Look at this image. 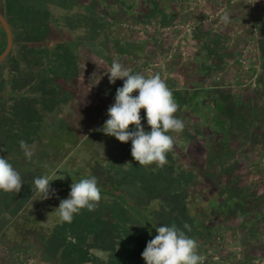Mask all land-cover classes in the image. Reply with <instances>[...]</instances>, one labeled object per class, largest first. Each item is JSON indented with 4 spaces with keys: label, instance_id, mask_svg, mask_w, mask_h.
<instances>
[{
    "label": "rangeland",
    "instance_id": "1",
    "mask_svg": "<svg viewBox=\"0 0 264 264\" xmlns=\"http://www.w3.org/2000/svg\"><path fill=\"white\" fill-rule=\"evenodd\" d=\"M252 2H26L38 4V9L47 13L39 10L23 17L28 27L18 36L21 43L12 52L14 58L9 65L0 64V128L6 129L4 124L9 122L13 125L5 131L7 136L0 138V144L21 137L34 145V155L28 160L19 149L17 157L26 161L24 166L29 171L12 163L24 184L19 193L0 191V206L4 225L13 217L19 220L32 215L35 232L27 231L30 240L23 244L2 237L0 231V264H50V258L54 264H65L71 253L69 247L75 249L78 243L86 244L81 251L89 264H145L141 254L147 242L158 234L156 227L175 224L183 229L185 223L191 231L183 230L198 242L200 255H206L208 250L218 253V259L208 255L206 264H264V207L259 219L246 224L235 215L231 201L234 182L264 195L260 133L264 131V97L259 92L264 74V0L254 5ZM57 15L63 37L75 44L79 55L78 64H74L79 67L62 68L68 78L60 81L43 75L46 54L42 58L35 47L43 33L32 28L43 23L47 26V20ZM25 48L26 53L21 55L20 50ZM114 58L133 72L145 76L159 73L172 93L178 91L183 96L175 115L184 121L185 129L170 133L176 144L162 169L139 166L131 155V141L120 142L97 131L109 118L107 113L82 139L81 128L66 130L69 136L65 144H60V152L49 141L53 138L59 143V122L70 119L73 113L69 96L73 79L69 76L76 68L80 78H85L82 72H86L94 79L110 105L115 102L123 80L110 83L103 69L110 67ZM54 89L57 93L52 95ZM195 91L197 96L193 95ZM137 94L138 90L133 93ZM214 95L230 108L226 127L215 123L219 115ZM240 114L253 121L247 130L236 119ZM141 117L145 130L150 131L143 108ZM85 120L88 123V117ZM19 126L24 132L18 130ZM225 142L224 154L218 159L216 154ZM63 146L64 150L69 147L70 153L58 163ZM43 151L49 153L46 160L41 156ZM45 174L60 178L51 182L55 195L35 200L33 179ZM91 176L97 178L102 195L96 210L82 209L71 223L59 222L54 210L61 199L68 198L73 180ZM17 229L10 234L20 235L15 233Z\"/></svg>",
    "mask_w": 264,
    "mask_h": 264
},
{
    "label": "clouds",
    "instance_id": "2",
    "mask_svg": "<svg viewBox=\"0 0 264 264\" xmlns=\"http://www.w3.org/2000/svg\"><path fill=\"white\" fill-rule=\"evenodd\" d=\"M256 2L253 0L250 4ZM224 20L228 22V17L225 16ZM103 69L110 83L115 84L117 79H121L123 85L117 89L115 102L107 109L109 118L97 131L114 136L120 142L131 141V155L139 166L164 168L168 163L167 154L173 151L176 144L175 137L170 133H182L185 129L184 121L175 115L179 105L172 91L159 73L145 76L133 72L115 58L110 67ZM137 90L138 94L133 95ZM142 108L145 109L150 131H146L142 125ZM133 125L134 130H130ZM19 145L24 156L31 160L34 145L24 140H20ZM56 179L48 174L34 177L31 191L35 200H46L55 195L56 190L52 188L51 182ZM23 184L20 172L7 158L0 156V191L19 193ZM70 188L68 198L61 199L54 210L61 223H71L74 215L82 209L95 211L102 199L95 176L78 182L73 180ZM183 229L191 231V226L185 223ZM183 229L175 224L156 227L158 234L147 242L141 254L145 264H204V257L198 253V242L186 235Z\"/></svg>",
    "mask_w": 264,
    "mask_h": 264
},
{
    "label": "trees",
    "instance_id": "3",
    "mask_svg": "<svg viewBox=\"0 0 264 264\" xmlns=\"http://www.w3.org/2000/svg\"><path fill=\"white\" fill-rule=\"evenodd\" d=\"M27 1L29 2L31 0H13L10 1L8 5L10 21L12 23L13 33L16 38L13 50L17 48V45H19V43H21L18 37L19 34L21 32H24L25 29H27L28 27L27 19L24 20L23 17L26 18L28 13L32 14L35 11L38 12L39 10L41 11V13L44 14L47 13L45 10L38 9L39 7L38 4L26 5ZM59 17L60 16L57 15V17H54V20H47L46 22L47 26L45 23H43L38 27L37 26L32 27L33 30L37 32L39 30L42 31L43 35L41 36L40 40L39 39L36 40L37 44L33 42L34 39L31 40L32 43L35 44V47L37 46V50L41 52L42 58L46 54V56H44L45 59L42 60V64L46 66L45 67L46 71L43 73V75L44 76L51 75V79L53 76L54 79H57L58 81H60L63 78H64L63 80H65L67 77L65 76L67 75V73L65 74V71H63L64 69L62 68H65V66H69L73 70L74 66H76L74 64H78L77 62H79V60H77L79 56L77 55L78 54L77 47L74 46L75 45L74 43L73 45L69 44V42L71 41L66 40L63 37V28L61 27ZM28 41L29 40H27L26 42ZM5 44L6 41L3 42L2 48H0V52L4 49ZM25 50L26 48L23 49L22 53L24 52L26 53ZM261 51L264 60V41H262L261 43ZM12 52L8 56V60L11 62L12 59L14 58L13 56L11 57ZM41 56H40V61H41ZM71 61L73 62V64L71 63ZM15 64L17 63L15 62ZM30 64L32 63L30 62ZM76 67H79V65H77ZM76 70L78 69L76 68L74 73H72L71 76H69V78L71 77L73 79V81L69 84L72 87L70 89L69 96L72 98L71 107L73 113L70 119H66L64 121L59 122V128L57 129L59 132L57 133L58 135L56 137L58 138L59 143L58 144L55 143L53 138L49 140L53 145H55L56 150L57 151L59 150L58 152H60L61 150L60 144L63 142L65 144L64 140H66L67 137L69 136L68 134L69 132H66V130H69L70 128L76 129L77 127L81 128L82 129L81 139H82L94 128V126L98 123V121L103 116H105V114L107 113L108 105H110L109 99L105 95V92L100 90V88L95 83L94 79L88 76L86 72H82V74H84L83 76H85V78L82 79L79 77L80 72ZM259 92L260 95L264 97V74L261 76V79L259 81ZM56 93H57L56 89H54L52 95H55ZM197 93L198 92L195 91L193 92V95L195 94V96H197L198 95ZM214 96L215 97L217 96V101L215 104L219 115V118L218 120H216L215 123L217 126L226 127V118L230 117L229 114L230 108L227 106V103L223 99H221L218 95H214ZM173 97L175 102L180 106L181 103L183 102L182 94L178 91H174ZM255 109L257 110L258 113V106H255ZM261 110L264 111V106H262ZM86 117H88L89 120L88 123L85 124ZM236 119L238 122L241 121V124L245 128V130H247L253 125L252 124L253 121L250 118H246L244 115L240 114L236 117ZM260 133L263 136V147H264V131H261ZM227 144L228 143L225 142L222 145V147L218 150V153L216 154L218 159L220 156L224 154V151L226 149V148L224 149V147ZM67 148L68 150L66 149L64 150V146H63L61 153L57 157L58 163H60L64 158L68 156L69 153L68 151L70 148L69 147ZM48 155L49 153L46 152L44 153L43 151L41 156L47 157ZM232 186L234 190V195L231 197V201L234 205L233 209L236 212L235 215L241 216L246 224H252L254 221L259 219L261 211H263L262 209L264 207V195L263 194L257 195L256 192L252 191L251 189L242 187L240 184H238V182H234V185Z\"/></svg>",
    "mask_w": 264,
    "mask_h": 264
},
{
    "label": "flooded vegetation",
    "instance_id": "4",
    "mask_svg": "<svg viewBox=\"0 0 264 264\" xmlns=\"http://www.w3.org/2000/svg\"><path fill=\"white\" fill-rule=\"evenodd\" d=\"M8 5H9V2L7 1V0H0V12L7 18V20L9 21V23H10V25H11V28H12V23H11V21H10V14H9V10H8ZM12 31H13V29H12ZM13 38H14V42H13V46H12V49H11V51H10V53L12 52V50H13V47H14V45H15V40H16V38H15V35H14V33H13ZM4 41H6V44H5V47H6V45H7V34H6V31L4 30V28H3V26H2V24L0 23V48H2V45H3V42ZM5 47H4V49H5ZM3 49V50H4ZM2 50V51H3ZM1 51V52H2ZM22 51H23V49L22 50H20V54H24V53H22ZM0 52V53H1ZM10 53L8 54V56L10 55ZM8 56H7V58L4 60V61H2L1 63H4V64H6V65H9L10 64V61L8 60ZM0 63V64H1ZM32 69V68H31ZM40 71H38L37 73H39ZM18 121H20V119H18ZM12 123H16V121H14V122H12ZM12 124H11V122H9V123H7L6 125L4 124V128H5V126H6V129H2V128H0L1 130V133H0V138L2 137V136H4L5 137V131L6 130H8V128L10 129V126H11ZM17 124H14V126H16ZM13 126V125H12ZM18 130H20L21 132H24V130L25 129H20V126H19V128H18ZM19 131V132H20ZM34 136H37V138L39 139V137H38V135L36 134V133H34L33 134ZM6 136H7V134H6ZM3 138V137H2ZM7 138V137H6ZM84 138V137H83ZM8 139V138H7ZM11 139V138H10ZM9 140V139H8ZM20 140H22L21 139V137L19 138V140L18 139H16V138H14L13 140H9V141H7L6 143L4 142L2 145L0 144V149H5V151H0V156H3V157H5V158H7L8 159V161L12 164H15V165H19L22 169H25V171L27 170L26 169V167L24 166V164H26V162H23L22 160H21V157H17V155L19 154L18 152H19V149H20V145H19V141ZM13 144H15V145H17L18 147H14L13 146ZM74 145V144H73ZM9 147H11L12 148V150H11V152H10V150L9 151H7L8 149H9ZM16 150H18V151H16ZM7 151V152H6ZM8 152H10V153H8ZM36 153H38V152H36ZM70 153V152H69ZM69 153H68V155H69ZM7 154H9V155H7ZM12 156V159H9L8 158V156ZM46 158L47 157H45V160H46ZM65 159V158H64ZM63 159V160H64ZM62 160V161H63ZM40 160H38V162H39ZM37 167H38V165H37ZM38 169H39V167H38ZM33 170V169H32ZM31 170V171H32ZM27 171H29V170H27ZM19 217V216H18ZM5 218V215L2 213V210H1V206H0V231H1V235H2V237H7L8 238V240H15V241H19V242H21V243H23V244H25L26 243V241L27 240H30V236L28 237V234H26V232L27 231H31V232H35L34 230H33V228H34V225L32 224V222H33V216L32 215H28V216H23L22 217V219H19V220H17L18 218H16V217H13V218H11V219H9L8 220V223L6 224V225H4V222H2V219H4ZM21 220V221H20ZM18 222V224H16ZM18 228V229H17ZM12 229H17L18 230V232H15V233H18V234H20V235H18V236H13V235H11L10 233H12L13 231H12ZM16 230V231H17ZM50 231H52V230H50ZM41 232V231H40ZM40 232H38V233H40ZM45 234L46 233H48L47 231H45L44 232ZM52 234V233H51ZM17 235V234H16ZM45 237V236H44ZM79 244V246L78 247H75L74 246V248L75 249H72L71 247H69L70 248V256H69V258H68V260L66 261V263L65 264H89L88 263V259H86L85 258V254L84 253H82V251H81V248H83V246L85 247V243H78ZM77 244V245H78ZM82 244V245H81ZM34 252H32L31 254H33ZM78 253H80V257L78 258L77 257V255H78ZM55 259V258H54ZM53 259L52 258H50V264H54L53 263ZM100 261V260H99ZM101 263H98V264H103V262L102 261H100ZM56 264H57V262H56ZM91 264V263H90Z\"/></svg>",
    "mask_w": 264,
    "mask_h": 264
},
{
    "label": "water",
    "instance_id": "5",
    "mask_svg": "<svg viewBox=\"0 0 264 264\" xmlns=\"http://www.w3.org/2000/svg\"><path fill=\"white\" fill-rule=\"evenodd\" d=\"M0 23L2 24L7 34V45L5 49L0 53V63H1L7 58L8 54L10 53L13 46L14 38H13V31L11 25L7 20V18L1 12H0Z\"/></svg>",
    "mask_w": 264,
    "mask_h": 264
},
{
    "label": "built area",
    "instance_id": "6",
    "mask_svg": "<svg viewBox=\"0 0 264 264\" xmlns=\"http://www.w3.org/2000/svg\"><path fill=\"white\" fill-rule=\"evenodd\" d=\"M183 53H185V52L183 51ZM212 254H214V256H213L214 259H218V255H217L218 253L216 251L214 252L212 250H208L206 255L205 254L202 255L204 257V264H206L208 261V255H212Z\"/></svg>",
    "mask_w": 264,
    "mask_h": 264
}]
</instances>
